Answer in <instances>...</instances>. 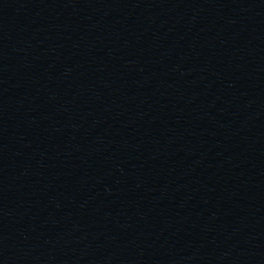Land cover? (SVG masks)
Returning <instances> with one entry per match:
<instances>
[{
    "label": "water",
    "instance_id": "95a60500",
    "mask_svg": "<svg viewBox=\"0 0 264 264\" xmlns=\"http://www.w3.org/2000/svg\"><path fill=\"white\" fill-rule=\"evenodd\" d=\"M0 264H264V0H33L0 38Z\"/></svg>",
    "mask_w": 264,
    "mask_h": 264
}]
</instances>
